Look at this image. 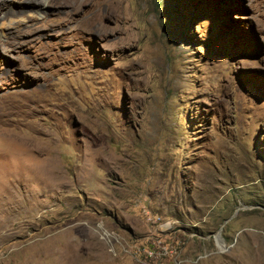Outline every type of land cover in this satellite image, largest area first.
I'll return each mask as SVG.
<instances>
[{"label": "rangeland", "instance_id": "rangeland-1", "mask_svg": "<svg viewBox=\"0 0 264 264\" xmlns=\"http://www.w3.org/2000/svg\"><path fill=\"white\" fill-rule=\"evenodd\" d=\"M1 3L0 264H264V0Z\"/></svg>", "mask_w": 264, "mask_h": 264}, {"label": "bare ground", "instance_id": "bare-ground-1", "mask_svg": "<svg viewBox=\"0 0 264 264\" xmlns=\"http://www.w3.org/2000/svg\"><path fill=\"white\" fill-rule=\"evenodd\" d=\"M2 1V3L1 4H3V6H5V5H7V7L9 6V5H15L14 6V8H13V10H11V12L13 13V15H14V17H21V16H23V14H25V13H27L26 12V10L29 8V7H33V8H38V9H35V10H32V11H34V13L35 12H37V11H39V10H41L42 8H44V7H47L48 6V0H32V2H34V3H36V2H41L39 5H38V7H35V6H33V4H30V3H27V4H25V2L27 1V0H7V1H5V0H1ZM3 1H5V2H3ZM8 3H10V4H8ZM24 3V4H23ZM26 5H29V7L28 6H26ZM45 5H47V6H45ZM78 7V5L76 6V8ZM41 12V11H40ZM29 14V13H28ZM32 14H33V12H32ZM39 14V13H38ZM12 15V16H13ZM27 15V14H26ZM25 15V16H26ZM34 15V14H33ZM13 24V23H12ZM5 25V24H4ZM5 27V26H4ZM13 26H7L6 28H12ZM1 32H3V31H1Z\"/></svg>", "mask_w": 264, "mask_h": 264}, {"label": "built area", "instance_id": "built-area-1", "mask_svg": "<svg viewBox=\"0 0 264 264\" xmlns=\"http://www.w3.org/2000/svg\"><path fill=\"white\" fill-rule=\"evenodd\" d=\"M163 249H165V250L168 252V249H167V248H164V247H163ZM151 257H152V256H151Z\"/></svg>", "mask_w": 264, "mask_h": 264}, {"label": "water", "instance_id": "water-1", "mask_svg": "<svg viewBox=\"0 0 264 264\" xmlns=\"http://www.w3.org/2000/svg\"><path fill=\"white\" fill-rule=\"evenodd\" d=\"M218 238H219V236H218ZM218 241L221 242V241H220V238L218 239Z\"/></svg>", "mask_w": 264, "mask_h": 264}]
</instances>
